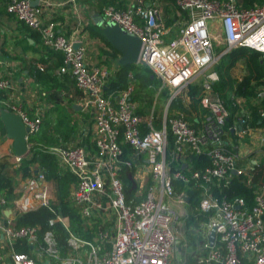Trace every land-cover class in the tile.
I'll return each instance as SVG.
<instances>
[{
	"label": "built area",
	"instance_id": "built-area-1",
	"mask_svg": "<svg viewBox=\"0 0 264 264\" xmlns=\"http://www.w3.org/2000/svg\"><path fill=\"white\" fill-rule=\"evenodd\" d=\"M174 4L177 32L168 39L160 0L102 8L106 21L142 40L136 64L150 68L160 83L148 105L147 99L135 98L132 73L126 88L107 94L112 77L108 68L91 65L86 46L76 47L59 33L57 21L46 19L44 8L32 0L7 2L8 13L36 31L47 49L63 55L60 73L71 74L84 94L82 107L94 121L95 147H45L63 172L75 177L69 201L93 237L78 235L70 229V217L56 213L47 169L36 165L29 177L19 176L20 196L0 214V264H264V183L251 184L252 206L245 197L226 192L235 176L250 182L261 165L256 158H243L238 147L246 136L264 145V84L251 98L235 93V84L229 100L238 112L228 127L231 111L213 88L220 79L216 63L233 49L248 47L264 59V2L245 6L241 0H174ZM10 81L1 77L0 89L8 88ZM194 84L201 87L198 110L192 107ZM249 103L258 109V124L253 123V111L247 110ZM2 104L22 116L30 135L40 131L41 114L30 115L13 99ZM186 109L196 123L187 118ZM204 155L210 164L195 168L193 158ZM26 156L15 155L14 168ZM178 183L183 185L180 190ZM1 203L6 200L1 198ZM39 207L56 213L51 226L60 221L67 229L66 253L54 228L40 237L39 226H13L17 213ZM10 208L14 216L6 215ZM201 215L207 222L198 219ZM192 218L208 230L195 244L185 237ZM213 227L216 238L211 244Z\"/></svg>",
	"mask_w": 264,
	"mask_h": 264
},
{
	"label": "crops",
	"instance_id": "crops-1",
	"mask_svg": "<svg viewBox=\"0 0 264 264\" xmlns=\"http://www.w3.org/2000/svg\"><path fill=\"white\" fill-rule=\"evenodd\" d=\"M8 1L0 0V78L9 77L11 81L8 88L0 89V108L4 106L2 102L13 99L30 115L41 114L42 125L45 127L48 125L50 130L59 125L76 127L75 132L61 140L65 146L87 144L91 148L95 147V124L90 113L82 107L83 92L77 88L70 73H60L62 65L57 67V54H55L57 52L47 49L40 39L35 40L32 37L33 31L7 12ZM105 1L108 0H38L37 5L44 8L46 19L57 21L59 33L79 45H85L87 61L91 65L107 67L112 80L118 72L121 53L115 55L102 39L92 34L98 27H102L97 21L99 16L103 17L102 8L106 4ZM131 1L134 0H116V5L126 7ZM174 8V2L167 8L169 18L167 17L165 21L170 19L173 21L169 25L166 22L170 30L167 39L175 36L177 32V26H174L176 19ZM25 40H28L33 47H29ZM38 68L44 72L54 70L56 79L48 81L49 87L37 83ZM232 75L238 81H242L243 77H236L233 70ZM110 81L106 85V90ZM254 136L258 135L254 134ZM233 142L239 144L236 137L233 138ZM238 150L243 158L249 156L258 160L257 156L260 154L264 157V145L254 143L249 136L240 141ZM15 155L13 140L7 136V132L4 134L0 127V162L5 160L4 171L9 174H13L11 170L14 167ZM16 179L19 180V176H16ZM5 212L6 215L14 216L12 208Z\"/></svg>",
	"mask_w": 264,
	"mask_h": 264
},
{
	"label": "trees",
	"instance_id": "trees-1",
	"mask_svg": "<svg viewBox=\"0 0 264 264\" xmlns=\"http://www.w3.org/2000/svg\"><path fill=\"white\" fill-rule=\"evenodd\" d=\"M242 4L245 6H251L255 2L262 3L264 0H241ZM174 2V0H173ZM105 5L114 4L116 5V0L105 1ZM121 7L123 5H116ZM173 22L170 20V23ZM27 26V25H26ZM28 27V26H27ZM29 28V27H28ZM31 30V28H29ZM93 30V29H92ZM33 31V30H32ZM93 36H97L102 39L107 46H109L114 54L120 53L106 38L103 33V28L98 27L93 31ZM32 37L35 40H41L40 35L35 31L32 32ZM29 47L33 45L29 44L28 40H25ZM42 42V41H41ZM55 53V52H54ZM57 54V67L63 64V55L61 53ZM244 61L246 65V74L243 76L242 81H239L233 77L232 70L237 65L238 62ZM215 70L218 72L220 79L215 82L213 88L218 92L223 99H225L228 108L231 111V116L227 122V127L232 124L233 119H235L238 112V108L234 106L233 102L229 100L231 93L234 91L235 84L237 88L235 93L242 95L248 98H251L255 94V89L257 86L264 84V59L262 53L248 48L240 47L238 49H233L232 51L223 55L218 63L215 65ZM130 73L135 77L136 84V94L135 98L142 100L147 99L148 105H151L155 89L160 85L156 78H152L153 71L143 64H127L124 66H119L118 72L116 73L115 78H113L106 90V93L116 92L127 87L130 81ZM37 83L49 87L48 81L55 80L56 74L53 69L49 71H42L40 68L36 69ZM39 76V78H38ZM58 81V79H57ZM63 85V84H62ZM190 92L192 95V107L193 110L200 109L201 105V87L198 84L190 86ZM264 104V102H263ZM174 105V103H173ZM249 108L253 111V123L258 124L260 121V116L258 109L255 106H252L249 103ZM140 111H142L140 109ZM187 118L196 123V118L192 116V111L187 110ZM0 127L2 132L5 134L6 128L0 120ZM50 130L48 125L41 126V129L37 133H33L29 136V143L32 144L30 153L24 157L18 167L14 168L15 174H9L4 171L6 162H0V214L3 212V209L7 207H12V201L20 196V193L17 192L19 185L18 179L16 176H20L25 179L31 175L32 169L38 165L45 167L47 169V176L50 181L55 184L56 188V197L57 200L53 203V208L56 213L62 215H68L70 217V229L77 233L78 235L91 239L93 237V232L86 228V222L81 217L79 210L71 204L69 201V192L72 183L75 182V177L68 171L63 172V169L60 168L57 159L55 156L48 152L45 147L53 145H64L61 140L64 137H68L71 133L76 131V127H69L64 125H59ZM88 143L91 144V141L88 140ZM126 152L129 154V146H124ZM195 168H200L203 166H208L210 164V158L207 156H195L193 158ZM258 179L264 181V169L262 172H259ZM125 181L130 182L131 177L125 176ZM182 184L178 183V190L182 188ZM191 192V190H189ZM230 197L233 196H243L248 202V205L252 206L254 203V190L253 187H248L245 184L244 176H235L231 182L230 187L226 190ZM1 198L6 200V203H1ZM56 213L48 207H39L36 210L28 211L25 213H17L15 220L13 219V226H39V235L42 237L43 233L50 229L54 228L57 231L59 244L62 247L64 253L68 250V231L65 228L62 222H57L53 226L50 225V219L56 216ZM200 221H206L207 218L205 215L198 217ZM198 220V221H199ZM194 218L187 223V236L191 243L195 242L197 235L190 231V225L196 224Z\"/></svg>",
	"mask_w": 264,
	"mask_h": 264
},
{
	"label": "water",
	"instance_id": "water-1",
	"mask_svg": "<svg viewBox=\"0 0 264 264\" xmlns=\"http://www.w3.org/2000/svg\"><path fill=\"white\" fill-rule=\"evenodd\" d=\"M38 0H32L33 5H37ZM98 24L103 27V33L109 42L121 53L119 65L138 63L139 54L142 47L140 37L125 31L120 25L113 21H106L99 16ZM79 46L78 43L75 44ZM154 78V75H152ZM0 119L6 128L7 136L13 140L14 152L17 156H26L29 151V127L24 123L22 116L19 113L13 112L8 108H0ZM190 199L187 198V201ZM216 238V228L213 227L209 234V241L214 243ZM45 264H51L46 261Z\"/></svg>",
	"mask_w": 264,
	"mask_h": 264
},
{
	"label": "rangeland",
	"instance_id": "rangeland-1",
	"mask_svg": "<svg viewBox=\"0 0 264 264\" xmlns=\"http://www.w3.org/2000/svg\"><path fill=\"white\" fill-rule=\"evenodd\" d=\"M161 1V4L164 8V12H165V19H167V17L169 18V13L167 12V8L172 5L173 3V0H160ZM171 20V19H170ZM170 20L166 21L167 24L170 23ZM169 25V24H168ZM220 29V27H219ZM218 29V30H219ZM221 32V30H220ZM223 38V37H222ZM221 50V49H220ZM218 50V51H220ZM246 68V65H245V62L244 61H241L238 63V65L233 69V73L236 77H243V75L245 74V71L244 69ZM246 70V69H245ZM244 71V72H243ZM156 78V77H154ZM157 79V78H156ZM203 79V77L201 76L200 79H198V81H201ZM158 80V79H157ZM159 82V81H158ZM158 89V88H157ZM157 89H155V92L157 91ZM155 94V93H154ZM152 104H153V101H152ZM255 107V106H254ZM258 160L262 163L261 165L257 166V169L255 171H253L254 173V176L253 178L251 179L250 182H247V180L245 181V184L248 186V187H252V183H264V181H262L261 179H258V175H259V172H262V170L264 169V157L261 156V154L259 156H257ZM11 172L13 174H15V170H14V167L12 168ZM246 178V177H245ZM52 184V187L54 189V195L57 196L55 194V191H56V188H55V184L53 182H51ZM202 224L201 223H196V224H191L190 225V231L192 233H194L195 235H197V237L195 238V242H193V244H195L197 242V238L199 236H201L200 233L204 232V233H208V230H207V227L204 228V226H201ZM186 227V226H185ZM187 233V229L185 231ZM185 233V237L188 239V241L190 242L188 236L186 235ZM185 237H182V243L186 242V238ZM180 247H182V244H179Z\"/></svg>",
	"mask_w": 264,
	"mask_h": 264
}]
</instances>
